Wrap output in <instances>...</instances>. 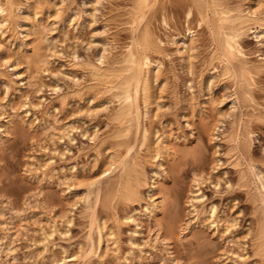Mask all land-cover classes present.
I'll list each match as a JSON object with an SVG mask.
<instances>
[{
	"label": "bare ground",
	"instance_id": "bare-ground-1",
	"mask_svg": "<svg viewBox=\"0 0 264 264\" xmlns=\"http://www.w3.org/2000/svg\"><path fill=\"white\" fill-rule=\"evenodd\" d=\"M102 1L82 0L80 11L75 13L70 9L73 0H0V66H10L21 81L32 78V73L47 71V65L52 62V56L55 55L56 37L59 36L62 28H69L79 35L78 33L85 28L86 22L84 19L86 16L83 17L82 14L87 15L89 20L86 28H90L93 32L92 36L90 34L89 41L86 39V42L90 48L95 49V53H93L96 57L92 55L95 60L91 62L88 57L83 62L81 75L79 71V77L82 78V81L77 78L81 82L77 83L79 87L75 90L74 95L72 94L73 97L70 96L72 97L71 103H77L79 106L78 111L84 112V115L86 113H103L105 116L103 120L105 121L102 123H105L104 128L106 131L107 127V131L101 139H97L94 145L93 157L96 158L94 168L99 165L97 171L86 177H80L76 174L77 172H74L63 183V190L67 194H74L79 197L78 202L82 201V217L85 218L88 228L84 246L79 245L76 251V253L79 252L80 255L77 254L79 257L74 253L76 259L80 258L77 259L78 262L87 260L86 262L89 263L88 260H92L96 264H107V255L116 261L117 258H120L118 256L120 253L118 234L120 230L118 228L122 224L135 223L134 203L138 204L141 200H145L141 214L143 217L150 218L155 212H160L161 203L158 201V191L161 183L159 179L162 178L164 173H167L166 159L171 153L173 155L175 153V151H172V147L174 149L173 144H170L171 135L165 130V126L161 127L162 111L168 106V100L175 101L178 107L184 110V106L195 99L193 93L196 82L198 92H204V101L209 98L215 81L223 83L224 87L228 86L225 89L229 88V94L227 97L224 95L227 99V101L224 100V103H227L223 106L228 105L229 109L238 110V114L224 113L229 116L237 115L238 118L235 119L236 121L234 120L237 124L235 129L231 126L234 133L229 135L230 140L228 141H230L231 153L228 157L233 159L234 162L232 163L236 165L235 167L243 164L246 166L248 171L246 172L253 178V187H255V191L252 187L250 191L246 189L247 197L248 192L250 193L251 190L255 192H252L253 195L249 196V199L251 197L253 201L251 202L256 203L255 211L259 208L261 214L264 215V175L257 170L253 157L249 155V142L251 140L247 142L248 138L246 139L252 133L251 127L248 126L249 123L246 124V122L252 120V116L256 119L253 111V114L250 113L251 106L255 104L253 89L257 84L256 77L264 73V0H180V2L175 0L176 3L179 2L177 4L173 0H124V6L118 8V5H115L117 12L112 11L116 15L113 14L114 16L103 20V23L104 21L105 23L101 26L103 29L108 27L111 32L110 27L114 23L115 29L119 28V31L125 32L121 43L120 41L118 44L115 42L113 43L114 46H108L105 37L100 38L99 35L106 33V30L98 32L95 26L96 29L92 27L96 18L94 13H90V10L97 12V6ZM112 11L110 15H112ZM108 13L106 17H108ZM196 24L199 27L203 26L207 31V43L205 45H201L198 39L194 37L197 32L195 29ZM64 31L66 30L64 29ZM248 35H252L256 39V44L261 46V50L258 51V53L260 52L258 54L260 59L257 57L256 60H254L255 58L252 60L253 57L248 58L251 56L245 50L244 46L246 44L243 45V38ZM96 36H99L98 39H96ZM77 38L78 36L76 40L79 41ZM74 43L77 44V41ZM166 45H171L174 48L173 54L177 55L181 73L184 75L180 82L183 87L181 88L183 89L182 99L180 98L181 95L178 97L177 77L174 68L171 67L168 72L166 70L165 61L168 60L170 63L172 61ZM67 48L69 49V47ZM86 48L88 50L87 46ZM9 51H13L17 55V52H19L24 66L16 63L13 55H9ZM69 51L71 52V50ZM75 52L76 50L72 51L71 54L69 53L73 59L76 58ZM80 64L72 65L74 68L75 66L80 68L82 66ZM165 70L167 73H164ZM72 75L74 76V73ZM171 75L173 79L169 80ZM73 76L72 78H76ZM196 78H198L197 81ZM62 100L67 101L64 99L60 101ZM63 101L62 103L66 106L70 104V101ZM221 101L222 99L220 100V107L223 104H221ZM60 105L63 106V104ZM202 106H204L203 103ZM191 108L192 113L189 114L196 116V119L199 120L202 110L194 106ZM218 111L220 112V110ZM216 113H218L217 110ZM94 114L90 116L92 117ZM219 114L222 115V111ZM191 116L189 115L190 118H193ZM182 117L187 126L191 127L190 118L186 117L184 111H181ZM219 121L221 122L222 119L215 121L217 123L214 126L215 130L219 126ZM69 131L66 129L65 132L57 134H60L59 138H61L63 134ZM95 131L93 132L95 133ZM4 134L5 132H0L1 136ZM174 139L176 140L177 137ZM32 166L34 175L38 177L45 175V172L41 170V166L36 164ZM240 168L237 169L240 170ZM244 171L241 169L240 173H244ZM244 174H240L239 178H243ZM247 179L244 177L243 181ZM206 182L208 181L203 178L193 179V189L186 199L187 208L190 209L189 212L192 214L190 224H197V220L202 216L206 218L207 224L213 225L216 214L214 206L200 212L195 208V204L201 203L204 199V195L200 192V186ZM241 183L239 187L244 184V187H242L247 188L248 185L245 182ZM142 188H145V198L141 195ZM50 194L47 193L48 198L47 195H44V198L49 199ZM171 194L168 193V195ZM53 196L51 195V197ZM169 197L172 199L171 196ZM53 199H50V202ZM46 202L43 203L45 206L48 205ZM57 202L59 204V201ZM74 205H69L68 214L62 206V208L60 207L64 211H62L63 214H67L66 216L61 212L62 216H66L64 218L67 219V222H70L73 217ZM99 205L105 208L104 212L98 211L97 207ZM49 206H46L45 209L49 210L51 208ZM55 206L57 207V205ZM14 207L13 205L12 208ZM45 209L42 210L41 208L42 211ZM15 210L12 209L13 214L9 215L10 219L1 222L4 238H0V252L4 251L6 255H9L11 251L9 240L10 236L14 234L11 231L14 221L20 216V212ZM50 212H52L51 209L47 213ZM256 213L259 212L254 214ZM54 214H51V216L53 215L55 218L56 215ZM42 215L47 216L44 213ZM55 219H52V222ZM44 220L51 223V218L48 220L45 218ZM216 221L220 223V219ZM63 222L60 223L59 221L60 224H63ZM56 225L52 226L54 230L48 227L52 230V233L56 232ZM256 225L258 227L252 235L251 244L254 256L259 257L262 264H264V221L260 220ZM183 228L185 227L183 226ZM40 229H42L40 232L42 244L40 246L43 251L38 254L41 253L40 261H42L47 259V254H42H45V252L50 253L47 251L48 247L45 244L47 237L50 235L47 231V233L43 232V227ZM155 238L156 240L157 238L161 239L157 235ZM168 251V253L171 252L170 249ZM49 256L52 255L48 254ZM50 257V260H48L50 264H57L52 259L54 257ZM92 262L90 261V264H93ZM81 263L83 264V262ZM169 263L176 264L175 258H170Z\"/></svg>",
	"mask_w": 264,
	"mask_h": 264
},
{
	"label": "rangeland",
	"instance_id": "rangeland-1",
	"mask_svg": "<svg viewBox=\"0 0 264 264\" xmlns=\"http://www.w3.org/2000/svg\"><path fill=\"white\" fill-rule=\"evenodd\" d=\"M73 1L70 7L71 11L79 12L82 7V0ZM173 2L176 3L175 0ZM124 3V0H103L97 6L96 13L90 10V13H94L96 18L92 27L93 29L97 28L98 32L106 30L107 34L102 33L99 36L100 38H106L105 41L108 46L113 45L115 42L118 44L119 41L121 43L125 32L119 31V28L115 29L114 23V27L113 25H111L112 28L110 27L111 32L108 27L105 29L101 28L102 24L105 23V21L103 23V20L114 16L113 14L115 13L113 11L117 12L115 5L121 8ZM111 11L112 15H110ZM107 13L108 17H106ZM82 16L87 17L84 14ZM86 17L84 18L86 21L85 28H83L84 25L81 26L83 31L81 30L78 33L79 35L72 32L69 28H62L59 33L61 38L58 36L55 39V55L52 56V62L48 63L46 72L32 73V78L21 81L19 80L20 77L14 74L10 66H0V125L2 126H0V132H5L4 135H0V238H4V233L1 230L3 224L1 222L10 219L9 215L13 214L12 209H16V212L19 211L21 216V219L19 216L14 221L11 230L14 234L10 236L11 238L9 237L10 254L6 255L4 251H1L0 264H50V261H48L50 256L48 257V254L54 257L52 258L51 256L50 258L54 259L57 264H82L81 262L90 264V261L92 262V260H88L89 263L86 262L87 260L78 262L80 258L76 259L77 254L80 255L79 252L76 253L78 246H84L85 244V235L88 228L85 218L82 217V201L78 202V196L69 195L63 190V183L70 178L72 173L77 172L76 174L80 177H86L97 171L99 165L94 168L96 161V158L93 157L94 145L97 139H101L107 131V127L106 131L104 128L105 123H102L105 121L103 120L105 118L103 113H92L94 115L91 117V113H88V115L85 112L86 114L84 115V112L78 111L79 106L77 103H71L75 90L79 87L77 83L82 81V78L79 77V71L81 75L83 62L88 57V60L92 62L95 60L94 57H96L94 54L95 49L90 48L86 42V39L89 41L88 39L93 33L90 28H86L89 21L88 17ZM195 29L197 32L194 37L198 39L201 45H205L207 43L206 29L203 26L199 27L197 24ZM77 36L79 41L76 40ZM99 36H96V39ZM75 41H77V44L74 43ZM243 43V45L246 44L244 46L246 52L251 56L248 58L251 59L253 57L252 60L254 58L256 60L257 57L260 59L258 57L260 52L258 53V51L261 50V46L256 44V39L252 35L244 37ZM65 44L66 46L70 45L67 46L69 49ZM166 48L172 60L171 63L168 60L165 61L166 70L168 72L171 67L174 68L177 77V93L179 95L177 96L180 97L181 95L180 98L182 99L183 89L181 88L183 87L180 82L184 75L181 73L177 55L173 54L174 48L171 45H166ZM72 49L76 50L75 59L70 55L74 51ZM17 53L18 55L13 51H9V55H13L16 63L23 65L22 56L19 52ZM76 63H81L82 66L80 64V68L79 66L74 68L73 65ZM76 67L79 69L77 70ZM166 70L164 73H167ZM73 73L76 78H72ZM77 78H80L81 81ZM170 79H173L172 75L169 77ZM195 80L197 81L198 78ZM256 80L257 84L253 89L255 106L252 105L250 109V113H254L253 115L256 119L252 116V120L250 119V121L246 122V124L249 123L250 130L252 129V133L246 139L248 138L247 142L251 140L249 142V155L253 157L257 170L264 175V73L256 77ZM195 85L193 93L195 99L185 105L184 110L178 107L175 101L168 100V103L172 104L169 105L167 103L169 107L166 106L165 110L162 111L161 127L165 126V130L171 135L170 144H173L172 146L176 150L170 145L175 153L174 155L171 153L166 159L167 173H164L162 178L159 179L161 185L158 191V201L161 203V210L152 214L150 218L143 217L141 214L145 200H141L138 204L134 203L133 214L135 215V223L122 224L118 228L120 230L118 232L120 253L117 255L120 258H117L116 261L107 255V264H170V258L172 257L175 258L176 264H262L260 258L256 255L254 256L251 244L252 235L258 227L256 223L260 220L264 221V218H262L264 215L261 214L259 208L255 211L256 203H252L251 197L249 199V196L255 193V187H253L254 184L252 182L254 180L247 173L248 171L243 161L241 162L243 165L238 167H241L240 170H245V174L243 172L240 173V170L237 169L238 167H235L236 165L232 163L234 162L233 159L230 157L231 160L228 157L231 153V145L230 141H228L230 140L229 135L234 133L237 125L235 121L238 118L236 117L237 115L229 116L224 113L236 114L238 110L229 109L228 105L226 107L223 106L226 105L227 102L224 103V100L227 101L226 97L229 94V88L225 89L228 87L227 85V87H224L223 83L215 81L209 98L205 100L206 103L203 96L204 92H198L197 82ZM61 99L67 100H62L63 102L70 101V104L68 106L64 105L60 101ZM221 99V104L223 103L221 105L222 109L220 107ZM202 103L205 107H201ZM60 104H63V106ZM190 106L202 110V114L199 115L200 118L198 117L199 120L196 119V116L189 114L192 113ZM216 110L218 113H216ZM181 111L186 113L187 118L192 115L191 117L193 118H188L191 127L187 126L183 117L181 118ZM221 111L224 115L219 114ZM218 119H222V121H219L220 124L218 123L219 126L215 130L214 126L217 124L215 121H218ZM213 123L215 124L213 125ZM234 124L235 126H233ZM63 128L70 131L59 138L60 134L58 135L57 133L66 131ZM95 130L98 131L97 135ZM91 133L95 135V138ZM175 137H177L176 140L174 139ZM33 164L41 166V170L45 172V175L43 174L40 177L34 175L32 173ZM242 173L246 179L250 177V181L249 179L243 181L244 177L239 178L240 174L243 175ZM194 178H203L208 181L200 186V192L204 195V199L201 203L195 204V208L200 212L210 206H214L216 214L213 219V225L207 224L206 218L202 216L197 220V224H190L192 222V214L189 212L190 209L187 208L186 199L189 192L193 189ZM239 180L245 182L249 187L245 185L247 188H243L244 184L242 185L243 187H239L241 183ZM251 187L254 191L248 192L247 197L246 189L250 191ZM167 192L172 194L168 195ZM47 193L48 195L51 193L49 199H47ZM44 195H47V198H44ZM51 195L54 196L51 197ZM141 195L145 198V188L141 189ZM52 198L54 199L50 202ZM54 200L56 201L54 202ZM43 201L50 206L54 203L51 208L49 206L52 211L50 213H55L54 215L60 218L55 217V219L53 215L51 216L50 213H47L50 209H45L48 205L46 207ZM57 201H59V204ZM73 204H75L72 212L73 217L70 222H67L64 217L68 214L69 205L72 206ZM13 205L15 206L14 208H12ZM61 206L67 214H63L64 211ZM58 207L61 208L59 209ZM41 208L42 210L45 209V212ZM97 209L99 212L105 211L102 205H99ZM254 211L259 213L254 214ZM61 212L66 216H62ZM43 213L47 216H43ZM48 215L51 218V223L44 220L45 218L46 220L49 219ZM175 217L179 218L176 219ZM52 219H55V221L52 222ZM58 219H61L62 222L64 220L65 223L60 224L62 222ZM217 219H220V223H217ZM56 220L58 221V226L56 225ZM54 225H56L55 228L59 232L56 230L55 233H52V230H54L52 226L54 227ZM41 226L43 227V232H48L50 235L45 242L48 247L47 251L50 253L45 252V254H42H47V259L42 261H40L41 253L38 254L43 251L40 246L42 244ZM66 230L68 231L66 232ZM156 235L161 237L162 240L160 238L156 240ZM169 249L170 253H168ZM124 259L126 260L124 261Z\"/></svg>",
	"mask_w": 264,
	"mask_h": 264
}]
</instances>
